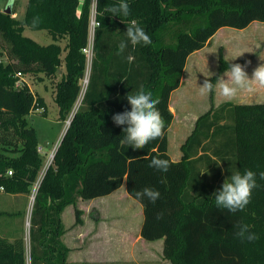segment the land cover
Instances as JSON below:
<instances>
[{
  "label": "trees",
  "instance_id": "1",
  "mask_svg": "<svg viewBox=\"0 0 264 264\" xmlns=\"http://www.w3.org/2000/svg\"><path fill=\"white\" fill-rule=\"evenodd\" d=\"M119 2L98 0L90 83L42 177L44 157L28 116L36 111L46 116L47 106L27 82L17 85L21 80L17 73L59 78L55 101L60 120L66 121L86 73L83 50L90 41L93 0H28L24 20L0 11V39L7 46V63L0 60V193L18 197L37 187L29 229L31 264H70L72 249L63 240L64 211L73 206L76 225H81L80 200L110 195L124 184L143 207L141 236L148 241L163 239L165 258L178 264H264V180L259 177L264 171V104L227 102L202 115L179 161L169 154L168 138L174 120L171 95L182 85L189 57L222 28L242 30L264 22V0H126L128 16L105 11ZM34 17L40 20L36 27ZM133 20L152 44L129 43L117 55ZM26 28L45 30L54 42L41 45L24 35ZM236 63L244 65L245 60L228 62L220 57L211 80L214 86ZM141 87L159 99L165 129L162 138L136 150L120 143L124 126L114 124L112 117L130 110L126 97ZM153 158L167 159L168 171L149 167ZM245 170L256 173L259 185L249 205L235 213L218 208L213 194L232 173ZM145 187L159 191L155 203L136 199L135 192ZM14 217L24 215L0 212V264H28L22 230L9 228ZM241 223L249 225L258 239L237 238L236 225Z\"/></svg>",
  "mask_w": 264,
  "mask_h": 264
},
{
  "label": "rangeland",
  "instance_id": "2",
  "mask_svg": "<svg viewBox=\"0 0 264 264\" xmlns=\"http://www.w3.org/2000/svg\"><path fill=\"white\" fill-rule=\"evenodd\" d=\"M28 0H0V11L4 12L8 6H12L13 17L19 20H24L26 7ZM91 14V31L90 39H94L95 29L97 27L92 24L93 15ZM259 24V23H258ZM226 32H222L215 39L213 45L205 47L200 50V54H193L188 59L187 70L184 71V83L180 86L171 97V103L177 113V117L172 123L168 132L169 138V154L171 158L181 159L184 152L183 147L186 144L189 137L193 134L198 119L207 113L209 110H215L222 105L223 97L217 92V88L208 94H201L200 87L203 85L205 79L212 78L217 75L219 67L220 57L226 59H235V53L238 50L248 52L245 60L247 68L253 69L261 64H264L263 58H253L256 53H251L253 50L250 48L254 44V41L259 38L258 32L259 25H254L250 30L243 31L233 28H225ZM24 35L32 38L41 45H48L54 42L52 37L45 30H31L26 28ZM242 37H245L242 39ZM64 48L65 43L59 42ZM222 47H224L222 49ZM221 48V50H220ZM250 48V49H249ZM66 53L62 54V60ZM95 57V54H94ZM93 57V60H94ZM0 60L7 63V46L1 42L0 39ZM87 64L86 75H88V82L85 83V79L81 82L82 89L77 102L74 105L73 112L66 121H61L59 118L58 105L55 101L56 98V85L59 82V78H49L44 73L40 72L24 74L25 80L28 82L33 92L39 96H43L46 102V113L42 115V111H36L28 116L30 126L34 127L37 133L38 142L40 147L44 150L42 155L44 157V168L41 173V177L45 171L53 162L54 155L67 131L69 119H73L75 113L79 110L84 94L89 86L92 64ZM250 61L249 64L246 62ZM215 65V66H214ZM61 73L65 72V66L63 64ZM89 71V73H88ZM88 73V74H87ZM86 78V76H85ZM220 79V78H219ZM217 83V82H216ZM215 83V85H216ZM229 124V122L227 123ZM206 144L212 146L211 140H206ZM212 150L208 151L211 154ZM204 168V164H201ZM40 177V178H41ZM37 187H34L30 195L13 196L3 191L0 193V212L12 211L22 212L24 218L14 217V220L9 226L10 230L18 229L22 230L23 236L26 240L27 250V263L31 264L30 256V242H29V229H30V217L33 210V204ZM126 185L119 189L113 196L98 198L96 201H79L78 208L82 210L83 224L76 225V215L73 206L68 207L63 214L67 233L65 236L66 244L72 249L69 256L70 264H178L174 260H170L164 257L160 251V245L153 243L150 246H144L142 244H135V249H130L131 245L124 244L121 239L125 238L124 231L130 229L131 231L138 230L136 223L137 217H128L127 212L137 215L140 212L141 204L133 198H127ZM125 196V197H124ZM112 212L115 215L112 216L113 221L118 224V236L119 241L122 242L117 250H107L104 248V244L100 234L103 230L101 226L93 225L95 212L103 210ZM87 222L91 221L90 227L87 226ZM99 223L100 217L96 218ZM95 219V220H96ZM96 220V221H97ZM106 221H110L106 218ZM0 222H3V218H0ZM114 222V223H115ZM128 224H130L128 228ZM87 229H90V233L87 234ZM98 236V237H97Z\"/></svg>",
  "mask_w": 264,
  "mask_h": 264
},
{
  "label": "clouds",
  "instance_id": "3",
  "mask_svg": "<svg viewBox=\"0 0 264 264\" xmlns=\"http://www.w3.org/2000/svg\"><path fill=\"white\" fill-rule=\"evenodd\" d=\"M98 7V0H95ZM105 11L110 12L113 16L130 14V7L126 0H120L118 5L107 7ZM40 23L39 17H34L32 26L36 27ZM99 27V25H97ZM125 33V39L121 40L118 45L117 55H122L129 43L132 46L152 44L151 37L145 30L133 20ZM250 61L246 62L249 64ZM246 65L239 63L231 64L230 69L224 75L227 79H218L216 85L205 79L200 87L201 94L211 93L215 88L219 89V93L225 99H232L236 96L238 90H250L252 83H256L264 87V64L256 67L252 72L251 79L245 71ZM130 110H125L121 113L113 115L112 119L117 126H124V138L120 141L121 144L131 146L133 149H143L150 141L162 138L164 135L165 121L161 115L157 105L159 99H153L150 91L146 92L143 87L135 94H128L126 97ZM149 167L158 171L167 172L170 165L167 159L153 158L150 161ZM261 180H264V171L259 173ZM259 187L257 184L256 173L252 170H245L243 173L237 171L232 173L230 178H227L222 184L221 189L217 190L213 196L215 204L220 209H226L229 212L235 213L243 211L251 202V196L254 189ZM137 200L147 199L151 203H155L160 193L152 188L145 187L142 190L135 192ZM161 214L157 215L159 219ZM237 231L235 236L242 242H254L258 239L257 234L250 231L247 224L236 225Z\"/></svg>",
  "mask_w": 264,
  "mask_h": 264
},
{
  "label": "crops",
  "instance_id": "4",
  "mask_svg": "<svg viewBox=\"0 0 264 264\" xmlns=\"http://www.w3.org/2000/svg\"><path fill=\"white\" fill-rule=\"evenodd\" d=\"M259 23V24H258ZM254 25H259V29H262L263 28V30L262 31H260V32H258V34H260L259 35V38L257 39V40H255L254 41V44L253 45H251L250 46V48H252L253 50L251 51V53L253 54V53H256V55H253L254 57L253 58H263L264 59V22H254V23H252L248 28H246V29H242L243 31H247V30H250ZM224 30H225V32H226V29L225 28H222V29H220L213 37H212V39L210 40V42L207 44V46L206 47H210L211 45H213V43H214V41H215V39L218 37V35L219 34H221L222 32H224ZM224 32V33H225ZM243 38H245V37H242V39ZM224 47H222V49H223ZM249 48V49H250ZM220 50H221V48H220ZM235 53H237L236 55H235V59H226L225 57H223L226 61H228V62H234V61H241V60H244V59H246V58H248L247 57V54H250V50L248 51V52H246V51H244L243 53H242V51L241 50H238V51H236ZM193 54H200V50L199 51H196L195 53H193ZM192 54V55H193ZM191 57V56H190ZM189 57V58H190ZM215 66V65H214ZM219 66H220V59H219ZM219 68V67H218ZM186 70H187V65H186V68H185ZM255 69V68H254ZM252 67H250V68H247V67H245V71L248 73V75H249V78L251 79V77H252V72H253V70H254ZM229 70V69H228ZM227 71V70H226ZM226 71H224L223 73H222V75L220 76V79H222V78H224V79H227V77L224 75V73L226 72ZM185 72V71H184ZM185 78H184V73H183V77H182V85L181 86H183V83H184V80ZM177 90V89H176ZM175 90V91H176ZM217 90H218V94L220 95V93H219V89L217 88ZM175 91H173V93L175 92ZM172 93V94H173ZM42 96V95H41ZM221 96V95H220ZM43 97V96H42ZM171 97H172V95H171ZM223 99V101H222V104H224V103H227V102H229V103H232V104H234V105H254V104H264V87H261V86H259L258 84H256V83H252L251 84V86H250V90H238V92H237V94H236V96L235 97H233L232 99H230V100H228V99H225L224 97L222 98ZM170 109H171V111L173 112V114H174V120L176 119V117H177V113H176V111H175V109H174V107H173V105H172V103H171V100H170ZM58 110H59V108H58ZM210 111V110H209ZM174 120H173V122H174ZM170 130V129H169ZM41 151L43 152L44 150L41 148ZM179 160H181V159H174V161H179ZM119 190H117V191H115V192H113L112 194L114 195L115 193H117ZM112 194H110V195H107V196H104V197H109V196H111ZM112 195V196H113ZM127 195V198L128 199H130V198H132V197H130L129 195H128V193L126 194ZM104 197H99V198H103V199H106V198H104ZM125 197V196H124ZM130 197V198H129ZM96 199H98V198H96ZM96 199H93V200H90L91 202H93V201H96ZM94 203V202H93ZM64 214V213H63ZM127 215H128V217H137L136 218V223H137V226H138V230L137 229H135V231H131L130 229H128V230H126V231H124V236H126L125 238H122L121 239V241L122 242H125L124 244H127V245H131V247H129L130 249H135V244L136 245H138V244H142V245H144V246H150L151 244H153V243H158L159 245H160V251L163 253V249H164V240L163 239H159V240H156V241H148V240H146V239H144L142 236H141V228H142V224H143V221H144V212H143V207H142V205H141V207H140V212L137 214V215H133V213H131V212H127ZM93 218H94V221H93V225H96V224H98V225H96V226H101V230H103V233H102V235L100 234V236H101V238H102V240H103V242L101 243V244H104V245H106V246H104V248L105 249H107V250H117L118 248H119V245H120V243H122V242H120L119 240V236H118V230H117V226H118V224L115 222V221H113V218H112V216H114V218H115V215L112 213V212H107V211H105V209H104V211L102 210L101 212H100V214H99V212H95L94 214H93ZM99 218L100 217V223H99V221L96 219V218ZM106 218H109L110 219V221H106ZM97 221H96V220ZM63 221H64V218H63ZM88 221V219L87 220H85V222H86V224H87V226L88 227H90V225H91V221H89V222H87ZM115 222V223H114ZM64 224H65V222H64ZM130 226V224H128V228H131V227H129ZM90 233V229H87V234H89ZM65 236H66V234L64 235V237H63V240H64V243L66 244V242H65ZM98 237V236H97Z\"/></svg>",
  "mask_w": 264,
  "mask_h": 264
},
{
  "label": "built area",
  "instance_id": "5",
  "mask_svg": "<svg viewBox=\"0 0 264 264\" xmlns=\"http://www.w3.org/2000/svg\"><path fill=\"white\" fill-rule=\"evenodd\" d=\"M81 1H83V0H81ZM93 12H95V14L93 15V21H92V24L94 25V26H96V25H99L98 23H97V21H96V10H95V8H96V2H95V0H93ZM83 52H84V54L86 55V57H87V64H90L91 62H92V60H93V57H94V39H90V41H89V44H88V46L86 47V48H84V50H83ZM88 73H89V71H88ZM87 73V74H88ZM17 76L18 77H20V81L17 83V85L18 86H21L22 85V81H25V82H27L26 80H25V78H24V75L21 73V72H19V73H17ZM85 76H86V78L84 77V79H85V83H87L88 81V75H86V73H85ZM83 79V80H84ZM82 80V81H83ZM81 81V82H82ZM28 83V82H27ZM82 86V85H81ZM71 119H69V121L67 122L69 125H70V123H71Z\"/></svg>",
  "mask_w": 264,
  "mask_h": 264
},
{
  "label": "water",
  "instance_id": "6",
  "mask_svg": "<svg viewBox=\"0 0 264 264\" xmlns=\"http://www.w3.org/2000/svg\"><path fill=\"white\" fill-rule=\"evenodd\" d=\"M6 14H12V6H8L6 10L4 11ZM71 124V123H70Z\"/></svg>",
  "mask_w": 264,
  "mask_h": 264
}]
</instances>
